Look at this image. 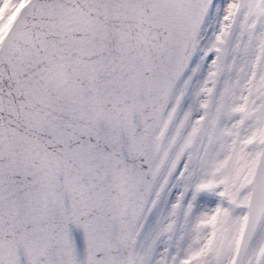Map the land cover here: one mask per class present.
I'll use <instances>...</instances> for the list:
<instances>
[{
	"label": "snow or ice",
	"instance_id": "1",
	"mask_svg": "<svg viewBox=\"0 0 264 264\" xmlns=\"http://www.w3.org/2000/svg\"><path fill=\"white\" fill-rule=\"evenodd\" d=\"M0 264H264V0H0Z\"/></svg>",
	"mask_w": 264,
	"mask_h": 264
}]
</instances>
